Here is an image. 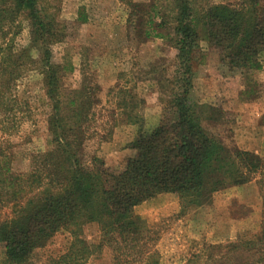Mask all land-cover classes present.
I'll return each mask as SVG.
<instances>
[{"label": "trees", "instance_id": "16d2710c", "mask_svg": "<svg viewBox=\"0 0 264 264\" xmlns=\"http://www.w3.org/2000/svg\"><path fill=\"white\" fill-rule=\"evenodd\" d=\"M44 2L0 0V108L12 112L10 126L17 132L27 116L26 102L20 103L11 92L28 66L44 75L52 104L47 121L50 147L30 156L28 171L12 170L11 157L0 141V208H10V215L0 220L4 264H87L105 248L108 264H162L155 247L157 233L134 211L137 205L169 193L177 196L179 214H184L207 204L221 189L249 182L255 174L264 189V159L253 151L227 149L212 137L203 122H215L221 113L190 97L193 57L203 42L214 47L231 70L259 66L264 56V0L202 6L195 0H124L132 36L141 42L167 35L176 48L177 65L167 98L171 109L148 132L140 111L144 100L126 89L118 92L121 114L137 126L129 144L134 154L118 170L97 157L89 165L80 158L83 124L93 102L87 86L81 84L63 96L59 86L63 68L52 61L51 48L44 45L39 60H34L30 52L36 45L17 49L13 43L15 33L10 34L20 16L29 21L32 43L49 41L54 15ZM92 223L99 230L96 242L83 236L84 226ZM59 231L69 234L65 250L35 262L36 251ZM184 264H264V204L258 234L204 245Z\"/></svg>", "mask_w": 264, "mask_h": 264}, {"label": "rangeland", "instance_id": "374dc122", "mask_svg": "<svg viewBox=\"0 0 264 264\" xmlns=\"http://www.w3.org/2000/svg\"><path fill=\"white\" fill-rule=\"evenodd\" d=\"M195 3L238 5L240 0ZM44 4L54 15L49 41L32 43L29 21L20 16L10 34L15 33L13 43L17 49L36 45L30 52L34 60H39L44 45L51 48L52 61L63 68L59 72L63 96L81 84L87 86L93 102L83 124L80 158L89 165L90 159L97 157L110 169H121L134 154L129 144L137 135V126L121 114L118 92L126 89L144 100L140 106L144 132L159 125L171 109L167 98L174 87L176 48L165 31V36H150L141 42L135 39L126 26L129 8L124 0H45ZM28 68L11 92L20 103L26 102L27 116L17 132L10 126L12 112L0 108V141H4L14 172L28 171L30 156L50 147L47 121L52 104L45 77L38 68ZM192 73V101L221 113L217 121L203 122L206 131L227 149L253 151L264 159V56L254 69L231 70L218 51L203 42L194 53ZM259 179L255 174L243 185L221 189L207 204L184 214H179L177 196L169 193L142 202L134 211L156 231L155 247L162 254V264H184L204 245L225 244L259 233L264 204L263 180ZM9 215L8 206L0 208V220ZM83 236L89 242L98 241L96 224L85 225ZM68 242L69 234L59 231L36 251L34 261L40 263L62 253ZM3 253L0 248V264H4ZM108 261L109 249L105 248L87 264Z\"/></svg>", "mask_w": 264, "mask_h": 264}]
</instances>
